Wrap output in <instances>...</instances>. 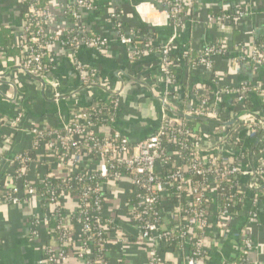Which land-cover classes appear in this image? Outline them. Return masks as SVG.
<instances>
[{"label":"built area","instance_id":"1","mask_svg":"<svg viewBox=\"0 0 264 264\" xmlns=\"http://www.w3.org/2000/svg\"><path fill=\"white\" fill-rule=\"evenodd\" d=\"M94 1L75 0L72 5L63 7V15L73 22V26L60 35H54L56 37L51 41L42 40L45 34L43 22L47 24L51 16L47 8L48 4L46 8L41 9L39 0L31 1L25 13L22 33L16 44L21 48L17 69L25 74L30 72L43 80L42 86L45 88L54 82L57 84L53 77L47 76L55 66L51 52L53 44L60 43L73 53L80 49L107 53L108 39L95 33L91 36L89 34L91 31H87L81 22L82 12L92 10ZM19 2L21 3V0ZM164 3L165 12L171 18L174 28L181 27L184 7L182 1L164 0ZM120 13V10L112 7L106 10L108 19L114 23L118 42L125 46L127 58L141 59L157 52L160 70L157 81L163 84L164 90L163 94L157 96H163L166 104L175 111L217 119L224 124L214 123L215 128L211 132L210 141H199L201 132L199 128H190L185 119L163 113L159 126L154 132L138 141H131L112 126L119 114L120 102L126 90L125 86L121 88L120 78L117 80V87L109 90L118 92L117 95L107 93L104 98L92 101L85 107L73 105L69 110V119L61 121L60 125L52 126L47 122L32 124L29 128V133L33 137L32 144L28 150L13 155L14 171L9 177L8 189L0 193V204L4 202L17 204L20 199L28 196H35L40 202L41 199L47 201L48 211L46 210L45 215L33 216L28 224L27 237L30 242L40 239L43 226L47 228L49 237L53 240L42 243L37 264H68L70 256L75 257L76 264H111L110 260L105 263L93 254L95 241L99 242L101 249L106 250L105 254L109 258L107 237H102V234H106L109 225L101 221L103 218L101 200L97 199L91 205L87 201L91 191L87 188L79 197L72 196L77 199V209L71 215L67 214L65 209L68 208L62 203L61 198L70 197V192L63 191L56 194L54 186L48 181L45 182L47 176H53L56 167L67 169H65L67 174L61 177L63 181H79L82 177L92 178L93 174H98L103 181L96 184L95 191L101 193L102 199L109 184L125 181L130 184L128 198L138 199L135 205L129 207L130 218L141 239L149 242L145 264H178L167 259L162 253L175 234L177 242H181V248L174 252L181 255L182 264H203L209 258L204 248L210 247L207 242H212L214 238H209V234L218 235L221 223L233 217L236 212L237 196L242 204L247 201L248 217L257 218L259 214L261 196L253 192L254 189L264 186V162L257 156L259 152L254 154L255 172L251 182L246 186L252 192L247 200L244 188L235 180V176L238 174L247 177V182L251 177L246 156L250 146L242 143L238 149H235L233 143L241 142L236 133L239 127L248 124L249 129H253L252 126L259 127L257 124H260L262 126V129L259 128L260 132L254 129L257 133L254 137L256 139L264 130V122L254 117L255 121H253L248 119L250 115H243L234 124L225 125L232 121L238 112L227 116L224 112L220 114L219 110L222 94L236 96V105L243 107L241 110H247L242 103L246 93L255 92L264 99V82L260 86L251 85V88L247 86L250 84H241L237 86L241 87L240 90H236L237 87L226 86L218 90L219 86H215L214 81H212L214 88L211 90L208 84L204 83L203 86L198 87L201 96V99H198L199 106L196 109L191 108L192 102L195 101L192 96V101H188L190 103L184 110H179L178 106L170 101L178 99L176 88L179 83L174 73L177 62L171 54V44L175 36L172 35L167 43L153 50L155 46L142 37L139 28L125 26ZM219 13L214 15L213 21L223 25L242 19L246 12L236 9L232 12ZM67 33L72 35L67 37L65 36ZM216 41L204 44L198 53L200 59L197 65L207 71H212L213 59L216 55L225 56L229 53L226 40ZM41 49L47 50V60L52 64V69L48 71L42 63L44 54L41 53ZM3 55V51L0 50L2 60ZM72 60L78 81L82 85L93 87L92 85L96 84L102 87V83L97 80V74L99 75L97 68L85 65L76 56ZM249 60L258 66L264 65V56L260 52V47H254ZM54 97L63 98L64 95L56 92ZM164 110L162 107L163 112ZM22 118V111L15 113L11 118L0 116V128L8 127L12 132L19 130ZM237 123L241 125L235 130V135L229 139L225 138L230 130H234ZM110 128H113V131ZM195 131L200 132L195 134ZM100 133L103 135L101 141L98 138ZM11 139V134L0 135V140L4 144L10 143ZM221 145L223 147L219 150L218 146ZM28 151L32 154L29 155ZM39 167L48 169L49 173L46 177L39 172ZM31 168L35 169L33 182L26 177ZM195 176L200 178L197 179ZM41 183H44L45 190L38 194L36 185ZM223 187H228L226 196L222 192ZM172 189L176 191V203L169 200ZM73 220L80 225L82 238L78 242L73 235L71 224ZM50 222H55V225L50 227ZM190 242H195L191 251H189ZM242 242L240 253L244 256L243 259L226 260L222 264H248V252L253 245L252 238L244 234Z\"/></svg>","mask_w":264,"mask_h":264},{"label":"crops","instance_id":"2","mask_svg":"<svg viewBox=\"0 0 264 264\" xmlns=\"http://www.w3.org/2000/svg\"><path fill=\"white\" fill-rule=\"evenodd\" d=\"M191 1L193 8L191 11L188 7V11L191 14L192 24L180 27L171 44V54L177 62L174 73L179 83L176 88L177 97L179 104L182 105L178 106L179 110H184L192 101L194 90L206 81H209L208 86L211 90L214 88V83L215 86L235 88L241 84L260 86L264 82V65L258 66L249 60L259 37L262 38L259 45L260 52L264 56V0ZM74 2L75 0H49L47 8L51 16L46 24L47 33L60 35L73 26V22L63 15L62 8ZM93 5L92 10L82 12L81 22L87 31L108 39V52L97 53L89 49H80L73 53L60 43L53 44L51 52L55 66L51 72L47 73V76L53 77L57 84L54 82L44 88L36 79L19 71L16 68L19 56L11 59L12 65L0 58V116L11 118L17 112L23 113L19 130L12 132L8 127L0 128V135H12L8 144L0 140V193L8 189L9 177L14 171L13 155L29 149L32 144L33 137L29 133L32 124L47 122L52 126H58L61 121L69 119V110L73 105L85 107L92 101L104 98L107 94L100 87H82L84 85L78 81L73 66L74 56L85 65L99 70L97 80L106 90H113L117 86L118 78L120 82L124 81L126 90L120 102L122 111L116 117L113 128L119 130L131 141H138L157 128V108L160 104L151 96V93L161 95L164 92L163 84L157 81L160 75L157 52L150 53L141 59L127 58L125 46L118 42L114 23L108 19L106 10L109 7L120 10L121 20L125 24L144 30L150 43L159 47L168 42L174 30L172 20L165 12L164 0H95ZM196 7L199 8L200 13H195ZM236 9L246 12L242 19L223 25H207L205 22V16L209 12L216 10L232 12ZM1 25L13 32V42L17 44L24 25L19 0H0ZM217 39L227 41L228 55H216L213 59L212 71L197 65L192 68L189 75L181 53L192 49L198 54L204 44ZM126 74L137 79L139 83L131 81ZM185 83L188 86L186 92L183 90ZM78 88L80 90L74 92ZM56 92L63 94L64 97H54ZM232 98L229 94H222L220 97V104H227L224 112L227 116L243 108L240 105H231ZM245 99L252 106L250 111H255L264 117V99L255 92L246 93ZM131 111L135 114H131ZM199 122L195 124L196 128L203 127L211 132L214 131V123ZM257 125L262 129L260 124ZM236 133L238 139L246 146L254 142L257 134L254 129H249L248 124L239 127ZM222 147L223 145L218 146L219 150ZM257 149L259 152L256 153L257 156L264 162V137ZM53 166L55 167V164ZM54 169L52 174L54 177L61 178L67 174V169L64 167ZM26 177L31 182L35 181V169L31 168ZM241 181L245 198L248 200L252 191L246 187L247 177H242ZM129 190L130 184L126 181L112 183L105 188V216L109 217L113 223V227L106 231L107 254L111 264L116 261L117 263L122 261L123 264L146 263L149 242L141 239L131 221L128 204ZM262 190L257 217L259 223L247 216V201H245L232 218L221 223L218 235L209 234V238L214 237L212 242H207L212 250L203 264H222L226 260L235 259L242 250L243 246L240 242L243 241L244 234L252 238L253 244L248 252V264H264V188ZM61 200L72 213L77 209L75 197L62 196ZM46 210L48 211V206L43 210L40 200L35 196L23 197L17 204L6 202L0 204V264H25L21 251L23 246L32 250L34 264H37L42 243L53 242V240L50 239L47 228L43 226L40 239L30 242L27 237L28 224L33 216H42L47 212ZM71 224L74 230L73 235H75L79 224L74 220ZM162 253L167 259L182 264L181 255L171 249L165 248ZM68 264H76L74 256L69 258Z\"/></svg>","mask_w":264,"mask_h":264},{"label":"trees","instance_id":"3","mask_svg":"<svg viewBox=\"0 0 264 264\" xmlns=\"http://www.w3.org/2000/svg\"><path fill=\"white\" fill-rule=\"evenodd\" d=\"M31 1H33V0H31ZM31 1L30 0H21V3H20V5H21V10H22V14H23V16H24V19H25V13L27 12V10H28V7H29V5H30V3H31ZM49 3V0H39V7L41 8V9H44V8H46V6H47V4ZM116 10H118V9H116ZM220 13L218 12V14L217 15H219ZM215 14H213V16H214ZM124 24H125V22H124ZM125 25H130V24H125ZM46 22H43V30L45 31V34H43V37H42V40L43 41H51L54 37H56V36H52L51 34H49V33H47V31H46ZM139 30V32H140V34L142 35V37L143 38H145V39H147V34H146V32L144 31V30H140V29H138ZM91 36H94V33H92V32H90L89 33ZM65 35V34H64ZM72 34H70V33H67L65 36H67V37H69V36H71ZM13 37H14V35H13V32L8 28V27H6V26H0V50H2L3 51V53H4V55H3V60L4 61H6L7 63H9V64H11L12 65V62L13 61H11V59L14 57V56H19L20 54H21V48L19 47V46H17L14 42H13ZM29 36H27V38H28ZM262 40V38L261 37H259L258 38V40H257V43H256V45H255V47L256 48H259L260 46V41ZM215 42H217L216 40H214V43ZM236 45V44H235ZM239 46V45H238ZM241 48H242V50H243V46L241 45ZM156 49H158V47L157 46H155L154 47V49L153 50H156ZM41 53H43L44 54V58L42 59V63L46 66V68H45V70L46 71H48V70H50V69H52V64L51 63H49L48 62V60H47V56H46V53H47V50L46 49H41ZM181 57L184 59V61H185V63H186V66H187V69H188V74L190 75L191 74V70H192V68L194 67V66H196L197 64H199V59H200V56H199V54H197V52L196 51H194V50H190V49H187L185 52H182L181 53ZM177 82H178V79H177ZM209 83V81H206L205 82V84H208ZM264 84V83H263ZM204 85V83L203 84H201V85H198V87H201V86H203ZM248 87H252L251 85H247ZM197 87V89H195L194 90V93H193V97H194V100L195 101H193L192 102V109H196L198 106H199V103H198V99H201V96H200V94H199V88ZM205 87H207V86H205ZM225 87L224 86H219L218 87V90H220V89H224ZM188 89V86H187V84L185 83L184 85H183V90H184V92H186V90ZM241 89V87H237L236 88V90H240ZM240 93H243L242 91H240ZM170 94H172V92L170 93ZM259 96V95H258ZM259 97H261V96H259ZM262 99V98H261ZM242 103H243V105H244V107H245V109H247V110H252V106L249 104V102H247V100L246 99H244V100H242ZM236 105L237 104V99H236V96L235 97H233L232 98V102H231V105ZM226 105L227 104H220V110H219V113L221 114V113H223V112H225V110H226ZM186 123H187V125L190 127V128H195V124H197L198 122H196V121H194V122H191V121H187V120H184ZM199 124H201L200 122H199ZM241 124L240 123H237L236 125H235V127H234V130H230L228 133H227V136L225 137V138H227V139H229L232 135H235V130L240 126ZM112 127V126H111ZM252 128L253 129H255L256 130V132H260V129H259V127H257V126H252ZM111 129V128H110ZM113 129V128H112ZM111 129V130H112ZM202 129H204L203 127H201L199 130H202ZM113 131V130H112ZM199 133V131L197 132V131H195V134H198ZM102 134L100 133L99 135H98V138H99V141H101L102 140ZM99 144H100V142H99ZM233 145H234V148L235 149H238L241 145H242V142H235V143H233ZM26 150H28V149H26ZM22 151H24V150H22ZM29 152V155H31L32 154V152L31 151H28ZM256 153H258V150L257 149H255V154ZM259 165V163L257 162V166ZM39 172L40 173H42L45 177L47 176V174L49 173V171H48V169H46V168H42V167H39ZM92 178H88V177H82L81 178V180H79V181H70V180H62L61 178H58V177H54V176H47L46 177V181L45 182H49V184L51 185V186H54V188H55V192H56V194H60V193H62L63 191H69L70 192V195L71 196H75V197H79L81 194H82V192L84 191V190H86L87 188H88V190H90L91 191V193L88 195V197H87V201L92 205L93 203H94V201H96L97 199H99V200H101V203L103 204L102 205V207H101V214H103L102 216H103V218H101V221H102V223H108V225H109V228H112L113 227V223L109 220L110 218L108 217H106L105 216V211H104V199H102V197H101V193L100 192H98V191H95V188H96V184L98 183V182H100V181H103V179H100L99 177H98V174H93L92 176H91ZM236 178H235V180L237 181V182H240V183H242V181H241V176H239L238 174L235 176ZM195 178H197V179H199L200 177L199 176H195ZM36 189H37V193L38 194H41V193H43L44 192V190H45V187H44V183L42 184H37L36 185ZM227 191H228V187H223V190H222V192L224 193V195L226 196V193H227ZM176 192V191H175ZM175 192H174V190L172 189L171 190V195H170V198H169V200L171 201V202H174V203H176V201H177V197L175 196ZM254 194H257L258 196H261L262 195V193H263V190H258V191H254L253 192ZM40 199H41V197H40ZM138 201V199L137 198H135V197H133V198H128V204L129 205H135L136 204V202ZM226 201V200H225ZM47 201L46 200H44V199H41V207H42V209L43 210H45V209H47ZM235 206H236V212H238L240 209H241V207H242V203L240 202V201H238V196L235 198ZM249 219H251V220H253V221H255V222H257V223H259V221H258V219L257 218H251V217H249ZM55 225V222H50L49 223V226L50 227H52V226H54ZM102 237L103 238H106L107 237V234H102ZM75 238H76V241L78 242L79 240H80V238H82V234H81V230H80V225H79V229L77 230V232L75 233ZM194 243L195 242H190V245H189V251H191L193 248H194ZM240 244H241V246H243V242H240ZM99 242H95L94 241V248H93V254L95 255V257H98V258H101L105 263L106 262H108L109 261V258L106 256V254H105V252H106V250H104V249H101L100 247H99ZM165 248H167V249H171L173 252L174 251H178L179 250V248H181V242H177V237H176V234H175V236L173 237V239L171 240V242H169V244H168V246L167 247H165ZM164 248V249H165ZM163 249V250H164ZM205 249V251H206V253H207V256L209 257L210 256V254H211V250H212V247L210 246V247H208V248H204ZM66 250V249H65ZM71 252H73V251H71ZM70 254V253H69ZM71 255V254H70ZM147 255V254H146ZM71 257V256H70ZM69 257V258H70ZM243 255H242V253H240L239 252V254H238V256L235 258V259H237L238 258V260H241V259H243ZM240 258V259H239ZM116 264H123L122 263V261L121 262H118L117 263V261L115 262Z\"/></svg>","mask_w":264,"mask_h":264},{"label":"water","instance_id":"4","mask_svg":"<svg viewBox=\"0 0 264 264\" xmlns=\"http://www.w3.org/2000/svg\"><path fill=\"white\" fill-rule=\"evenodd\" d=\"M157 57H158V55H157ZM16 68H17V66H16ZM146 73H148V72H146ZM26 74L28 76H30L31 78L36 79L42 85L44 84V81L43 80L38 79L36 76H34L33 74H31L30 72H27ZM126 77H128L133 82L139 83V81L137 79H135L134 77H132V76H130L128 74H126ZM87 86H89V85H84L82 87L85 88ZM92 86L93 87H100L104 91H106L107 93H110L111 95H117V93H118V92H115V91L106 90L105 88H103V87H101L99 85H96V84H94ZM123 87H124V81L121 80V88H123ZM78 90H80V88H78L77 90H75V92H77ZM151 96L154 99H157L158 101H160V103H161L160 106L157 108V110H158L157 111L158 112V119L156 121L157 122V127L159 126L160 118H161V116H162L163 113H165V114H171V115H174L176 117H179L181 119H185V120H188V121H203V122L216 123V124H221V125L224 124L223 122H221L220 120H217V119H210V118H205V117H198V116H194V115H188V114L183 113V112H177V111L173 110L169 105L166 104L163 96H157V95H155L154 92L151 93ZM229 102H231V100H229ZM162 107H164V109H165L164 112L162 111ZM243 115H250V116L254 117L257 120H260V121L264 122V117H262L259 113H256L254 111L241 110L240 112H238L234 116V118H233L232 121H230L228 123H225V125H229L230 126V125L234 124ZM263 136H264V130H262V132L257 136V138L250 145L249 150H248L247 158H248V163H249V166H250V169H251V177L249 178V180L247 182V185H249V183L251 182V180H252V178L254 176V172H255V162H254V154H255L254 152H255V148H256L258 142L260 141V139ZM262 188H264V186H261L260 188L254 189V190L257 191V190H260ZM21 251H22V254H23V258H24L25 264H34L32 250L29 247H27V246H23L21 248Z\"/></svg>","mask_w":264,"mask_h":264},{"label":"rangeland","instance_id":"5","mask_svg":"<svg viewBox=\"0 0 264 264\" xmlns=\"http://www.w3.org/2000/svg\"><path fill=\"white\" fill-rule=\"evenodd\" d=\"M182 1V3H183V13H182V18H183V23H182V26H184V27H186V25L187 24H192V22H191V14H189V11H188V7L191 9V11H192V8H193V3L191 4V0H181ZM194 11H195V13H200V10H199V8L198 7H196V9H194ZM218 11H220V10H216V11H212V13L211 12H209L205 17H206V24L207 25H215V24H217L215 21H213V14H217L218 13ZM211 13V14H210ZM126 27H131V26H127V25H125ZM181 26V27H182ZM173 28H174V25H173ZM180 27H178V28H174V30H173V35L175 36L176 35V31L179 29ZM124 46V45H123ZM159 68V67H158ZM160 71V70H159ZM146 74H148V73H146ZM160 75H158V77H159ZM117 87V86H116ZM175 98V97H174ZM171 98H169V100H170ZM170 101H173V103H175L177 106H182V105H180L179 104V100L178 99H171ZM158 104H160V101H158ZM160 106V105H159ZM122 110L120 109L119 110V114H120V112H121ZM255 112V111H254ZM119 114H117V116H119ZM131 114H135L133 111H131ZM137 114V113H136ZM135 116V115H134ZM158 119V118H157ZM248 119H251V120H253V121H255V119L251 116V117H249ZM199 129H200V127H199ZM17 131V130H16ZM15 132V131H14ZM200 132V131H199ZM211 137H212V135H211V131L210 130H206V129H202L201 130V132H200V139H199V141L200 140H203V141H210V139H211ZM238 160V159H237ZM66 210V212H67V214H69V215H71L72 214V212L71 211H69V210H67V209H65ZM45 213V212H44ZM45 215V214H44ZM48 225V224H47Z\"/></svg>","mask_w":264,"mask_h":264}]
</instances>
